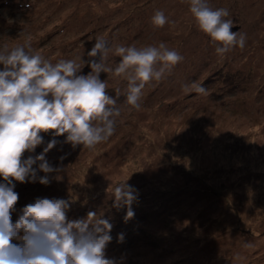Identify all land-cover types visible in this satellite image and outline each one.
Instances as JSON below:
<instances>
[{"label":"rangeland","instance_id":"1","mask_svg":"<svg viewBox=\"0 0 264 264\" xmlns=\"http://www.w3.org/2000/svg\"><path fill=\"white\" fill-rule=\"evenodd\" d=\"M207 2L229 11L225 19L240 26L244 48L218 55L188 0H0V49L30 42L52 63L79 58L81 69L93 59L87 52L97 38L113 50L163 42L183 56L161 80L146 83L139 110L125 102L127 79L102 72L106 94L120 109L114 134L91 150L65 143L67 134L55 137L46 158L61 171L49 174V185L15 182L17 209L37 197L64 198L72 200L69 220L89 211L103 215L113 225L106 255L122 264H264V0ZM158 10L170 21L163 27L152 24ZM120 60L109 52L105 65L115 69ZM201 86L203 93L196 91ZM53 132H41L44 144L22 159L42 152ZM212 182L233 208L225 196L211 195ZM125 183L143 195L133 203L138 210L146 201L166 200L176 187L184 205L158 216L146 208L152 219L140 215L132 227H117L125 211L113 207L112 193Z\"/></svg>","mask_w":264,"mask_h":264},{"label":"clouds","instance_id":"2","mask_svg":"<svg viewBox=\"0 0 264 264\" xmlns=\"http://www.w3.org/2000/svg\"><path fill=\"white\" fill-rule=\"evenodd\" d=\"M188 3L199 29L217 44L218 55L236 46L245 47L246 36L241 31L233 32L234 22L225 19L229 16L227 9L213 10L207 0ZM151 19L157 27L170 22L159 10ZM109 52L121 57L115 69L105 65ZM98 55L99 61H84L91 72L83 75L78 74L79 58L52 63L35 54L30 42L11 51L0 49V264H122L106 255L113 225L103 215L89 211L86 218L69 220L72 200L64 198L37 197L20 209L15 207L19 199L15 182L49 185V174L61 171L46 158L57 144L55 137L67 134L65 143L91 150L114 134L120 109L106 94L107 81L100 79L102 72L127 79L125 102L139 110L146 83L161 80L166 71L183 60L163 42L142 48L116 46L113 50L101 38L87 52L90 58ZM196 91L203 93L206 89L201 86ZM49 130H54L53 138L42 152L22 159L26 151L35 153L44 144L41 132ZM40 172L45 175L40 176ZM112 198L117 210L126 208L125 222L134 217L132 205L138 195L132 185H117ZM13 213L18 214L15 222ZM124 240V234H118L117 242Z\"/></svg>","mask_w":264,"mask_h":264},{"label":"trees","instance_id":"3","mask_svg":"<svg viewBox=\"0 0 264 264\" xmlns=\"http://www.w3.org/2000/svg\"><path fill=\"white\" fill-rule=\"evenodd\" d=\"M25 2V1H24ZM20 3L21 4H23V2H21L20 1ZM189 172V174H190V176H192V177H198V175L197 174H193L191 171H188ZM199 174H201V173H199ZM159 178H160V176H158ZM155 178H156V176L155 177H149V179L151 180V183L150 184H152V182L155 180ZM209 178H208V176L207 177H204L203 179H200L201 180V183L202 184H204V183H206L207 184V180H208ZM154 185V184H153ZM151 186V185H150ZM207 186H209V187H211V195H213L212 193H214L216 196H217V199H219L220 197H223V196H225V202L229 205V208H233V205H232V201H231V199L227 196V194H226V192L223 190V189H221V188H219V187H214L215 186V183L213 184V182L211 183V185H207ZM222 187V186H221ZM140 188V187H139ZM224 188V187H223ZM172 190V192H171V194L170 195H167L168 196V198L166 199V200H164L163 198L162 199H160L159 201H157V200H153L152 201V204H150L148 201H146V202H144L143 204H145V206H148V207H144V206H142L141 205V208H139V210L136 208V206H134V205H132V206H134L135 208H136V210H138V211H135L134 209V213H135V215H134V217L133 218H131L130 220H132V221H130V222H125V219H124V217H125V215H126V210H125V208H123L122 210H124L125 212L123 213L122 212V215H121V217H120V220H119V222L116 220L115 221V223L117 224V227H123V228H127V227H125V226H127V225H129L130 227H132L133 226V223L136 221V222H139V219H137V217L138 216H140V215H143V216H147L148 215V218L149 219H152L150 216H149V214L151 213V211L149 212V209H146V208H150V210H157V213H152V214H154V215H156V216H158V211H162V212H167L169 209H172V210H170V211H173V212H175V213H179V211L181 210V208H182V206L184 205V201H185V198H179L178 197V191H179V188H173V189H171ZM207 191H209V188L207 189ZM138 195V194H137ZM143 195H139L138 197H142ZM165 196V195H164ZM177 199V200H174V201H176L175 202V207L173 206V204H171V202L173 201V199ZM171 201V202H170ZM169 203V204H168ZM183 203V204H182ZM216 203V205H214L213 207L214 208H216V207H218L217 206V203H218V201L217 202H215ZM146 204H149V205H146ZM188 205H191V204H189V203H187ZM72 206V205H71ZM133 207V208H134ZM72 208V207H71ZM70 208V209H71ZM113 208V207H112ZM173 208H175V209H173ZM163 214V213H162ZM134 227H136V226H134ZM133 227V228H134ZM197 227H199V226H197ZM137 228V227H136ZM140 230V229H139ZM133 231H136V229L134 228L133 229ZM199 230H197L196 229V232H198ZM201 232L204 234V232H203V230H201ZM157 239H159L161 242L163 241V239L164 238H161V237H157Z\"/></svg>","mask_w":264,"mask_h":264},{"label":"water","instance_id":"4","mask_svg":"<svg viewBox=\"0 0 264 264\" xmlns=\"http://www.w3.org/2000/svg\"><path fill=\"white\" fill-rule=\"evenodd\" d=\"M239 27L240 26L238 24H235L234 27L231 30L233 32H235V31H237L239 29ZM93 59H96L98 61L99 57L97 56V57H95ZM90 71H91V68H90L89 64L87 63V65L84 66V68H82L81 71H80V73H78V74H81V73L86 74V73H88Z\"/></svg>","mask_w":264,"mask_h":264}]
</instances>
